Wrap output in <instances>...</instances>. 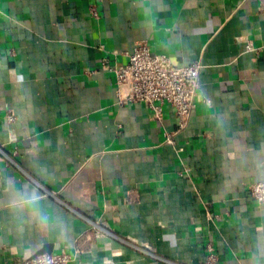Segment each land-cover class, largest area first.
<instances>
[{
  "label": "crops",
  "instance_id": "1",
  "mask_svg": "<svg viewBox=\"0 0 264 264\" xmlns=\"http://www.w3.org/2000/svg\"><path fill=\"white\" fill-rule=\"evenodd\" d=\"M141 42L202 65L176 147L173 107L118 103ZM263 180L264 0H0V264H264Z\"/></svg>",
  "mask_w": 264,
  "mask_h": 264
},
{
  "label": "built area",
  "instance_id": "2",
  "mask_svg": "<svg viewBox=\"0 0 264 264\" xmlns=\"http://www.w3.org/2000/svg\"><path fill=\"white\" fill-rule=\"evenodd\" d=\"M90 14L96 15L94 8L90 9ZM246 50L255 49L247 44ZM127 57L125 64L109 67V72L115 77L118 103L122 106L142 103L152 110L158 123L162 122V106L173 107L176 129L165 133V144L176 147V135L186 129L195 107L202 69L200 61L182 67L173 66L166 56L153 54L145 42L137 44ZM6 120L10 123L15 117L8 114ZM247 193L253 201L263 203L264 180L251 183ZM205 252L204 264H216L217 255L210 243L206 245ZM73 258L61 248L57 253H41L23 259V264H69Z\"/></svg>",
  "mask_w": 264,
  "mask_h": 264
},
{
  "label": "clouds",
  "instance_id": "3",
  "mask_svg": "<svg viewBox=\"0 0 264 264\" xmlns=\"http://www.w3.org/2000/svg\"><path fill=\"white\" fill-rule=\"evenodd\" d=\"M36 200H37V196H35L34 194L30 195L28 198L29 203H34ZM39 216H40V219L42 220L45 219V217L43 216V213H39Z\"/></svg>",
  "mask_w": 264,
  "mask_h": 264
}]
</instances>
